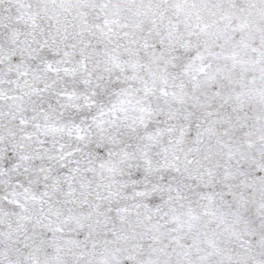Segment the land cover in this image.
Segmentation results:
<instances>
[{
	"label": "snow or ice",
	"instance_id": "snow-or-ice-1",
	"mask_svg": "<svg viewBox=\"0 0 264 264\" xmlns=\"http://www.w3.org/2000/svg\"><path fill=\"white\" fill-rule=\"evenodd\" d=\"M0 264H264V0H0Z\"/></svg>",
	"mask_w": 264,
	"mask_h": 264
}]
</instances>
